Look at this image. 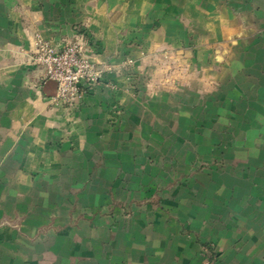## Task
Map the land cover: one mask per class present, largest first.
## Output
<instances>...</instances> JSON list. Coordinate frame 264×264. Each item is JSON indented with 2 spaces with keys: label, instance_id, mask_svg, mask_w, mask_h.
<instances>
[{
  "label": "crops",
  "instance_id": "1",
  "mask_svg": "<svg viewBox=\"0 0 264 264\" xmlns=\"http://www.w3.org/2000/svg\"><path fill=\"white\" fill-rule=\"evenodd\" d=\"M247 8L264 20V0H0V264H264L263 158L254 159L253 176L240 172L233 191L240 206L232 209L224 205L229 190L220 198L213 193L205 210L194 199L187 206L176 186L160 185L152 196L160 175L134 174L151 166L142 155L161 150V142L153 148L145 140L141 152L131 138L128 148L121 144L138 133L131 119L148 109L146 96L155 95L137 98L123 74H109L69 112L54 103L52 86L32 62L38 40L58 47L81 39L96 60L111 64L143 52L177 51L191 41V65L198 60L212 70L207 60L213 62L215 42L246 32L240 23ZM204 39L208 47L198 46ZM238 51L243 61H237L239 79L232 86L239 90L231 98L244 110L231 109L223 120L243 137L228 151L261 148L242 120L249 119L245 104L251 103L254 119L264 118V65L246 63L245 47ZM153 63L137 62L140 70ZM247 81L260 89L245 91ZM164 98L159 92L150 106L159 108ZM146 129L164 134L159 126ZM124 166L131 170L120 172ZM104 167L116 176H103ZM123 180L147 185L123 196L100 191L102 184ZM103 195L109 198L104 206ZM131 197L142 204L123 207L112 200ZM234 211L238 221L232 222Z\"/></svg>",
  "mask_w": 264,
  "mask_h": 264
},
{
  "label": "rangeland",
  "instance_id": "2",
  "mask_svg": "<svg viewBox=\"0 0 264 264\" xmlns=\"http://www.w3.org/2000/svg\"><path fill=\"white\" fill-rule=\"evenodd\" d=\"M246 3L250 4L249 1H246ZM256 15L258 14H255L253 8H247L245 12L246 21L245 23H240V25L244 24L246 32L241 33L237 38L221 39L215 42L214 47L216 48L214 49L213 62H209V58L207 60L208 64H212V70L205 69V62L198 60H196V65H191L189 57L191 54L189 52H194V44L191 41L177 51L172 48H165L152 54L143 52L138 59L126 58L120 64L96 60L94 54L82 44L86 54L95 64L105 69L108 68L107 71H104L102 78L109 74H123L129 80L137 98L141 99L143 93L147 95L151 92V94L155 95V97L152 96L153 98L150 95L146 96L145 107L148 109L135 113L138 117L131 119L130 126H134L138 133L134 136L131 135L132 137L126 136L127 139L123 140L124 143L121 144V147L123 145V147L128 148L129 144L131 145L128 138H131L134 147L139 149L145 140H151V144H154L153 148H157L156 146H159L157 143L161 142V150L146 151L144 152L145 155H142L143 158L152 161V163H147L151 166L145 167L142 165L139 168V172L134 174V176L139 178L147 175L150 177L155 174L160 175L162 183L151 184V186L153 185L151 187L152 192H150L152 196L160 185L162 189L164 186H176L181 192L179 196L183 198L182 200L187 206L194 199L196 206L205 210L206 207H211L213 204V193L220 198L225 190H229L231 195L227 198V204L224 205L231 209L238 205L240 206L237 203V199L233 198L235 194L233 191L236 190L240 172H247L253 176L254 159L260 157L264 159V118L254 119V112L248 110L250 108L253 109L256 105L253 103L246 105L244 103L247 116L249 115L250 117L248 120H242V122L251 124L252 129L248 137L255 139V142L260 143L261 146V148L252 147L246 151L227 150L228 144L232 145L238 141L241 142L243 135H239L236 132V125L234 128H228L223 118L226 117V114L231 109L238 111V107L241 105L242 110H244L242 103L231 98L235 97L232 95L238 94L237 90H239L238 87L232 86L239 79L237 61H243V53L241 54L242 51H238V49L246 48V63L253 65L254 62H257L264 65V20ZM197 45L208 47L209 43L208 41L205 43L204 39L198 40ZM251 48H254V50L258 48L259 53L253 56L255 51H251ZM146 58H151L154 63L149 65L147 69L140 70L137 62ZM262 73L264 74V72ZM211 74L213 75L211 76ZM211 78L213 79L212 82H210ZM247 78H254L252 71H247ZM244 86L245 91L251 93L255 89H260L255 87L254 83L248 81ZM262 89L264 90V87ZM163 91L166 94V98L159 101V108L151 107L149 99H156L157 94ZM77 106L62 107L70 112L76 110ZM241 114L239 113V115ZM234 115L238 116V112L234 113ZM233 121H237V118ZM255 123L259 124L261 129H257ZM142 126L147 128L146 132L152 130L153 127L159 126V129L164 134L144 133ZM141 150L139 149V152ZM123 158L130 159L129 157ZM242 165L245 166V170L241 169ZM129 170L131 168L126 166L120 168V172L124 173L129 172ZM89 171L90 169L87 168V174ZM101 174L112 177L116 176V171L104 167ZM109 185L102 184L100 188L102 194L110 195L109 192L112 189L116 196H123L126 193L131 194L142 190L141 187L144 189L147 184L146 182L131 183L123 180L122 182L113 183L112 186ZM104 195L103 199H101L102 206L106 205V201L109 200ZM112 200L118 204L117 206L124 205L123 207H129L130 205L135 207L143 202L142 199L132 197ZM158 200L154 199L151 201ZM89 201L92 202L93 200ZM164 201L162 204L169 206ZM214 202H216V198ZM218 205H222L221 201ZM233 213L230 218L231 221H238L235 211ZM199 216H201L199 222H202L205 215L201 214ZM121 217L129 218L130 215L123 213ZM199 236L203 239L201 234Z\"/></svg>",
  "mask_w": 264,
  "mask_h": 264
},
{
  "label": "built area",
  "instance_id": "3",
  "mask_svg": "<svg viewBox=\"0 0 264 264\" xmlns=\"http://www.w3.org/2000/svg\"><path fill=\"white\" fill-rule=\"evenodd\" d=\"M83 40L61 46L38 40L32 62L44 72V81L56 83L52 100L62 106H77L87 90L102 78L103 68L95 64L83 48Z\"/></svg>",
  "mask_w": 264,
  "mask_h": 264
},
{
  "label": "water",
  "instance_id": "4",
  "mask_svg": "<svg viewBox=\"0 0 264 264\" xmlns=\"http://www.w3.org/2000/svg\"><path fill=\"white\" fill-rule=\"evenodd\" d=\"M46 84H50L52 86V88H53V90H52V96H55V93H56V83L49 80V81L46 82Z\"/></svg>",
  "mask_w": 264,
  "mask_h": 264
}]
</instances>
